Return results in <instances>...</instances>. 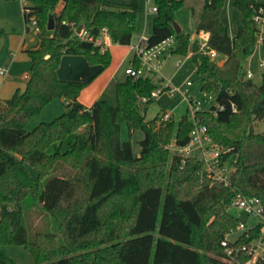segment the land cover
Listing matches in <instances>:
<instances>
[{
  "label": "trees",
  "instance_id": "trees-1",
  "mask_svg": "<svg viewBox=\"0 0 264 264\" xmlns=\"http://www.w3.org/2000/svg\"><path fill=\"white\" fill-rule=\"evenodd\" d=\"M29 1L40 29L38 48L25 51L30 77L24 90L0 97V245L24 246L36 264H233L225 260L221 241L241 219L229 206L238 194L259 197L264 204V133L254 127L264 118V73L257 84L247 78L244 66L257 49L255 1L234 0L242 18L230 34L220 20L225 0H204L196 27L198 34L208 35L202 47L175 30L174 15L185 0H154L158 11L148 36L150 48L174 37L177 45L171 54H190L200 90L224 105L217 116L203 110L199 117L213 141L229 149L222 158V165L232 168L228 183L212 178L196 157L181 167L168 147L189 142L194 128L189 113L178 126L172 115L165 118L166 112L151 120L142 114L154 100L142 99L158 88L151 77L128 75L119 82L116 105L97 99L86 106L79 100L81 91L111 63L110 49L96 42L102 29L113 43L131 44L138 0ZM51 12L53 30L48 29ZM80 25L88 38L77 33ZM261 47L264 52V34ZM210 50L225 55V61L219 64ZM67 54L85 56L99 66L98 72L87 80L61 79L57 71ZM140 64L135 57L132 66ZM55 99H63L66 110L28 129ZM123 122L131 135L144 133L139 155L130 140H121ZM65 142L67 150L48 152ZM29 197L53 215L62 242L43 232L31 239L25 212ZM263 234L259 224L235 244ZM238 259L245 264L250 258L241 253ZM0 264L19 263L0 252Z\"/></svg>",
  "mask_w": 264,
  "mask_h": 264
},
{
  "label": "rangeland",
  "instance_id": "rangeland-1",
  "mask_svg": "<svg viewBox=\"0 0 264 264\" xmlns=\"http://www.w3.org/2000/svg\"><path fill=\"white\" fill-rule=\"evenodd\" d=\"M112 1L129 3L133 0ZM26 2L30 4L29 0H26ZM138 2L140 8L139 17L137 19L136 31L130 46L136 45L143 35L148 37L151 34L154 17L156 15V13L149 11V8L156 5L154 0H151L150 2H148V0H138ZM23 5V0H0V59H4L6 61V65L10 71V77L14 76L17 80L22 79L25 74H30L31 72L29 60L19 59L15 61L13 59L17 52L16 47L18 43L20 42L22 36L27 32V23L25 22L23 15ZM203 6L204 0H185L184 4L176 10L174 15V22H176L181 27L182 31L185 32V34L190 35L192 41L197 40L201 45L206 44L207 38L203 33L198 34L196 32V27L200 20L201 13L203 12ZM241 18V12L235 7L234 0H225L223 10L220 14V20L228 28L230 34H233L236 31L237 23L241 20ZM28 35L29 40L31 37H37L36 31L31 25ZM114 45L112 48H110V65L99 72L91 81V83L80 93L79 97L87 105H91L96 99L100 98L107 100L112 105L117 104L116 87L118 82L126 79L128 76L127 73H125V69L132 60L134 50L131 51L129 47L120 46L119 44ZM176 45L177 42L173 41L170 42L166 47L171 51V49L175 48ZM128 49L131 53L129 57L124 56ZM120 50L123 52L122 56L120 54ZM215 59L219 64H222L226 57L225 55L218 53ZM121 61L122 63L118 68L119 72L117 77L112 78L104 87L102 94H100L98 98H95L99 91L97 87H101L102 84H100V81L97 83L94 82L104 74H106V76L107 74H110V72L114 70V68ZM179 61L181 64L178 65L177 63ZM262 62H264V52L261 45H259L254 54L244 64L246 71L250 70L254 74L252 80L257 84H261L263 81L264 66H261ZM106 76L103 77V80H105ZM146 76L151 77L161 90H166L165 88H167L169 84L173 88L184 91L186 89L187 81H191L193 83L190 86L192 96L196 100H203L204 95L200 90V82L198 79L196 66L191 59L190 54L180 55L173 53L170 56L162 59V64L157 73L147 72ZM59 100L61 99H55L51 104L46 106L40 114L34 117L28 125V129H33L42 121L53 120L63 113L66 110L65 103L60 105ZM61 106L63 110L61 109ZM188 109V100H186L181 92L178 91L174 94V96H170V94L167 92H163L160 97L155 98L150 104L147 105V108H143L141 112L143 115H145L147 120L155 118L162 112H167L173 116L174 122L176 126H178V123L182 117L188 114ZM254 127L256 132L264 133V118L262 120H258ZM120 137L122 141L130 140L134 154H140V141L144 138V133L142 130H136L134 134L131 135L127 124L123 122L121 124ZM70 139L73 140L72 137ZM59 148L62 151L67 150L69 148L68 142H65L61 147L58 143H55L48 149V152L53 153ZM229 211L231 214L239 217L241 220L246 221L249 227H252L261 221L260 218L248 216L239 210L229 208ZM25 212L31 239L37 232H43L56 234L59 238V241L62 242L58 224L53 215L41 209L31 197L25 201ZM242 234V231L233 232L229 235V239L231 241H235ZM155 236H159L158 231L155 232ZM0 252L9 256L19 264H36L32 254L22 245H0Z\"/></svg>",
  "mask_w": 264,
  "mask_h": 264
},
{
  "label": "built area",
  "instance_id": "built-area-1",
  "mask_svg": "<svg viewBox=\"0 0 264 264\" xmlns=\"http://www.w3.org/2000/svg\"><path fill=\"white\" fill-rule=\"evenodd\" d=\"M151 0H148L150 2ZM255 5H253V19L256 25L259 28L258 31V43L257 47L262 44L263 34H264V0H254ZM23 12L28 16L27 18V26L30 28V25L33 26L36 33L39 32L38 20L35 15H32L30 4L23 0ZM150 12L156 13L158 8L156 5L149 8ZM203 33L206 38L208 35ZM83 38H88V33L83 29L79 33ZM174 37H169L166 40L162 41L159 45L150 48L148 44V37L143 35L139 42L134 46L136 50V55L140 60V66L138 68H134L130 66L127 68L126 73L133 77L146 76L147 72L157 73L162 64V59L171 55L170 50L166 47L170 42H173ZM97 43L101 44L103 49L109 48L112 41V36L108 32L106 28H103L100 36L96 40ZM206 44H203L204 47ZM209 54L216 58L218 53L215 50H210ZM178 65L181 64L179 61ZM261 66H264V62L261 63ZM7 73V67L0 63V76H4ZM253 73L248 70L247 78H252ZM30 77L29 74H26L24 78L28 80ZM193 83L191 81H187L186 89L181 91L177 88L171 87L168 84L166 90H161L156 88L151 92L149 98L144 97L142 99L143 102H147L148 99L158 98L162 95L163 92H167L170 96H174L176 92H181L186 100L189 102V118L193 122L194 128L190 134L189 142L186 145H178L173 142L168 147L174 151L181 160V167L186 165L189 158L196 157L199 160L205 162L207 171L210 173L211 177L216 181H221L228 183L230 172L232 168H228L222 165V158L225 153L229 151L224 145L218 144L213 141L212 137L208 132V127L202 123L199 113L203 110H209L214 116H217L219 111L223 110L225 107L215 101V99L208 93H203V100H196L191 94L190 86ZM234 110H237L235 105L232 106ZM171 114L166 112L165 118H169ZM230 209L239 210L240 212L253 216L255 218H260L261 221L255 224L252 227H249L246 221L241 220L238 226L235 229H232L226 237L221 241V245L225 249V260L233 263L239 264L240 260L238 259L239 254H245L249 256V260L245 264H251L252 262L258 260H264V234L253 239L249 243L243 245L235 244V241H231L229 239V235L236 231H242L243 233L248 232L250 229L256 227L257 225H262V230L264 232V204L259 197L255 196H244L242 194H238L231 205Z\"/></svg>",
  "mask_w": 264,
  "mask_h": 264
},
{
  "label": "crops",
  "instance_id": "crops-1",
  "mask_svg": "<svg viewBox=\"0 0 264 264\" xmlns=\"http://www.w3.org/2000/svg\"><path fill=\"white\" fill-rule=\"evenodd\" d=\"M61 7H62V2H60L57 10H59ZM28 33H29V31H27L26 34H24L22 36L20 42L18 43V45L16 47V51L17 52H16V55L13 58L15 61L19 60V59L20 60L21 59L22 60L23 59L24 60L25 59L29 60V57H28V55H27V53L25 51L29 50V49H36L39 46V38H38V36L36 38L35 37H31L30 40H29ZM114 44L115 43L111 42V44L109 46V49L112 48ZM120 46L129 47L131 51L134 50V54H133L132 60L130 61V63L127 65V67L125 69V73H126L127 68L132 66L133 60L135 59V57H137L136 50L134 48L135 45H132V46H130V45H120ZM130 50L128 49L126 54H124V56L129 57V55L131 54ZM120 52H121L120 54L122 56L123 52L121 50H120ZM21 55H24V56H21ZM16 56H18V57H16ZM124 59H126V58H124ZM122 61L114 68V70H112L110 72V74H107V76H106V74H104L103 76L99 77L94 82V83H97L98 81H100V84H102L101 87H99V86L97 87L99 89V91H98L97 95L95 96V98H98L100 96V94H102V92L104 90V87L109 83V81L112 78L117 77L118 72H119L118 68H119L120 64L122 63ZM29 62H30V60H29ZM0 63L7 67V73L4 76H0V97L1 98H10L17 89H21V90L25 89L27 80L24 78V76L26 74L22 77V79L17 80L14 76L10 77V71H9L8 66L6 65V61L4 59H0ZM30 68H31V64H30ZM98 70H99V66L98 65L89 64V62L87 61L85 56H83V55H68L67 54V55H64L62 57L61 63L59 65V68H58L57 72H58V76L61 79H66V80L67 79L87 80V79L91 78L94 74H96L98 72ZM105 76H106V78H105V80H103L104 79L103 77H105ZM127 77H126V79H127ZM126 79H124V80H126ZM124 80H122V81H124ZM122 81H120V82H122ZM79 100L83 104H85L86 106H91L97 99L91 105H87L84 101L81 100L80 97H79ZM59 101H60L59 102L60 105L65 103V101L63 99H61ZM61 109L63 110L62 106H61Z\"/></svg>",
  "mask_w": 264,
  "mask_h": 264
},
{
  "label": "water",
  "instance_id": "water-1",
  "mask_svg": "<svg viewBox=\"0 0 264 264\" xmlns=\"http://www.w3.org/2000/svg\"><path fill=\"white\" fill-rule=\"evenodd\" d=\"M174 26L177 33H180L182 31L181 27L176 22H174ZM54 27H55V18L53 12H51L49 15L48 29L53 30ZM82 29H83V25H80L77 29V33L79 34Z\"/></svg>",
  "mask_w": 264,
  "mask_h": 264
}]
</instances>
